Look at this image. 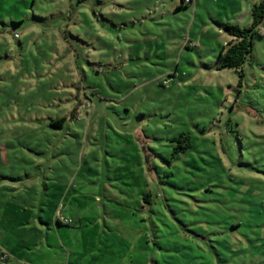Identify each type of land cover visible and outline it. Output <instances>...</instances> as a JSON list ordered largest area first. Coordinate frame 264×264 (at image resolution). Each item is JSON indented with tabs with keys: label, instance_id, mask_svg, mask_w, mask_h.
Instances as JSON below:
<instances>
[{
	"label": "rangeland",
	"instance_id": "374dc122",
	"mask_svg": "<svg viewBox=\"0 0 264 264\" xmlns=\"http://www.w3.org/2000/svg\"><path fill=\"white\" fill-rule=\"evenodd\" d=\"M181 3L0 0V264H264V0Z\"/></svg>",
	"mask_w": 264,
	"mask_h": 264
},
{
	"label": "trees",
	"instance_id": "16d2710c",
	"mask_svg": "<svg viewBox=\"0 0 264 264\" xmlns=\"http://www.w3.org/2000/svg\"><path fill=\"white\" fill-rule=\"evenodd\" d=\"M182 6L184 5V0H182ZM252 15V24L251 26L241 28L237 25L233 24H226L223 26L224 32L230 36L232 39L227 44V46H223L218 55V60L220 62L219 69L222 68H234V69H240V79L242 78V66L244 62L247 60V58H250L253 44H254V37L255 36H262L264 34H260V30L257 28L258 23L261 19H264V4L259 3L257 5H254L251 10ZM239 79V82H240ZM240 84V83H239ZM65 121V119L53 121L51 124L53 126H60L61 123ZM186 139L188 142V137L181 134L177 140L180 142V144L183 143L182 146L179 148L183 149L185 147H188L189 143H184L183 139ZM185 144V145H184ZM59 225H62L60 222Z\"/></svg>",
	"mask_w": 264,
	"mask_h": 264
},
{
	"label": "crops",
	"instance_id": "0c3cea01",
	"mask_svg": "<svg viewBox=\"0 0 264 264\" xmlns=\"http://www.w3.org/2000/svg\"><path fill=\"white\" fill-rule=\"evenodd\" d=\"M15 195H20V194H15ZM39 196H40V195H39ZM43 198H47V199L50 198V202H49L48 200H46L45 205H46V204H49V205L51 206V204H52L53 206H51V208H53V209H54L55 207L57 208V201H58V200H55V199H59V198H58V193L55 194L54 192H50V193H48V194H45L44 196L38 197V199H39L38 201H42ZM51 201H52V202H51ZM23 205L25 206V204H23ZM39 205H42V206H43V203L41 202ZM62 205H63V204H62ZM16 207L21 208L20 205H17ZM62 207H63V206H62ZM35 208H36V207H35ZM63 208L65 209V207H63ZM24 209H25V210H24ZM23 210H24V211H27L28 209H27V207L25 206V207H23ZM39 210H42V209H39ZM28 211H29L30 213L33 214L32 211H30V210H28ZM28 211H27V212H28ZM35 212H36V209H35ZM38 214H39V213H36L37 216H38ZM41 215H42V214H41ZM56 226H58V225H56ZM37 229H38V228H37ZM23 238H24V240H28L27 237H24V236H23ZM100 242H101V241H100ZM23 244L25 245V244H28V243H26V241H24ZM100 244H101V243H100ZM93 246H94V244H93ZM96 249H97V250H91V253H92V254L90 253L91 256L94 255V256H93L94 258H97L98 256H101V253H100V252L102 251L101 248L98 247V248H96ZM35 250H36V249H35ZM99 251H100V252H99ZM103 251H104V249H103ZM14 257H15V256H14ZM17 261H18V262L20 261L19 258L17 259ZM20 262H21V261H20ZM20 262H19V264H21ZM70 262H73V261L70 260Z\"/></svg>",
	"mask_w": 264,
	"mask_h": 264
},
{
	"label": "built area",
	"instance_id": "2783aa9c",
	"mask_svg": "<svg viewBox=\"0 0 264 264\" xmlns=\"http://www.w3.org/2000/svg\"><path fill=\"white\" fill-rule=\"evenodd\" d=\"M184 1L189 2V0H184ZM61 220H63V219L61 218ZM63 222L67 223L68 221L65 220V221H63Z\"/></svg>",
	"mask_w": 264,
	"mask_h": 264
}]
</instances>
